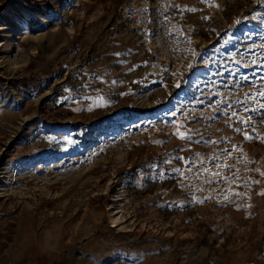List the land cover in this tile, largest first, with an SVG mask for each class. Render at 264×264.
Returning <instances> with one entry per match:
<instances>
[{"label": "rangeland", "instance_id": "374dc122", "mask_svg": "<svg viewBox=\"0 0 264 264\" xmlns=\"http://www.w3.org/2000/svg\"><path fill=\"white\" fill-rule=\"evenodd\" d=\"M261 91L264 0H0V264H264Z\"/></svg>", "mask_w": 264, "mask_h": 264}, {"label": "crops", "instance_id": "0c3cea01", "mask_svg": "<svg viewBox=\"0 0 264 264\" xmlns=\"http://www.w3.org/2000/svg\"><path fill=\"white\" fill-rule=\"evenodd\" d=\"M30 252V251H29ZM35 252V253H34ZM32 256L24 258V260H20L18 263H10V264H53L58 259V255L54 252L52 248L48 249V251H44L42 248H37L34 251ZM28 253L27 251H20L19 254Z\"/></svg>", "mask_w": 264, "mask_h": 264}, {"label": "snow or ice", "instance_id": "6c2138e0", "mask_svg": "<svg viewBox=\"0 0 264 264\" xmlns=\"http://www.w3.org/2000/svg\"><path fill=\"white\" fill-rule=\"evenodd\" d=\"M113 83H115V82H113ZM258 95L264 96V91L259 92ZM261 107H264V105H261ZM234 115H235V113H234ZM179 134H180L181 138L184 137V134L183 133H179ZM245 138L246 139H251V137H249L247 134L245 135ZM206 171H207V169H206ZM261 174L264 175V173H261ZM215 175H218V174H215ZM236 194L239 195V193H236Z\"/></svg>", "mask_w": 264, "mask_h": 264}]
</instances>
